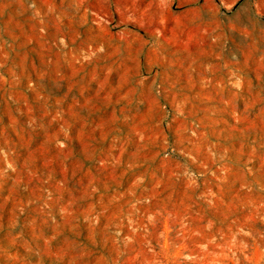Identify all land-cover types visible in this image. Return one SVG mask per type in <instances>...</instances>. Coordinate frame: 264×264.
I'll return each instance as SVG.
<instances>
[{
  "label": "rangeland",
  "instance_id": "rangeland-1",
  "mask_svg": "<svg viewBox=\"0 0 264 264\" xmlns=\"http://www.w3.org/2000/svg\"><path fill=\"white\" fill-rule=\"evenodd\" d=\"M0 264H264V0H0Z\"/></svg>",
  "mask_w": 264,
  "mask_h": 264
}]
</instances>
